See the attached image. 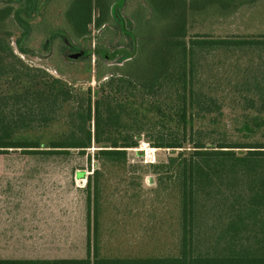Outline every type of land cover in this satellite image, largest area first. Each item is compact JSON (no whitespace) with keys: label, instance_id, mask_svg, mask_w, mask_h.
I'll return each mask as SVG.
<instances>
[{"label":"trees","instance_id":"obj_1","mask_svg":"<svg viewBox=\"0 0 264 264\" xmlns=\"http://www.w3.org/2000/svg\"><path fill=\"white\" fill-rule=\"evenodd\" d=\"M27 2V8L0 7V153L20 149L47 155L74 148L84 154L97 144L96 157L103 163H123L127 149L138 147L141 136L150 133L154 147L173 151L166 162L154 166L157 172L165 168L172 172L180 191L181 250L178 256H101L102 187L97 169L87 176L85 257L0 259V264H264V116L243 114L236 122L242 135L231 134L229 124L221 118L222 101L204 90L196 67L198 51L217 46H264V39L194 35L186 40L184 11L182 18L171 23H148L151 28L143 33L138 22L130 31L131 50L95 48L102 59L121 54L125 61L109 75L99 69L100 85L95 93L89 88L85 95L77 96L68 81L29 65L16 54L8 20L16 13L28 30L30 17L25 15L32 16L42 1ZM115 5L114 0H74L67 15L81 37L89 32L95 7L101 27ZM152 19L144 18L145 23ZM122 30L126 31L124 24ZM249 87L259 94L258 111H263L264 75L254 78ZM247 102L251 108L257 101L252 97ZM66 103L79 105L75 117H69V135L47 142L25 135L55 124L59 117L54 116ZM187 147L191 149L188 153Z\"/></svg>","mask_w":264,"mask_h":264},{"label":"rangeland","instance_id":"obj_2","mask_svg":"<svg viewBox=\"0 0 264 264\" xmlns=\"http://www.w3.org/2000/svg\"><path fill=\"white\" fill-rule=\"evenodd\" d=\"M41 1L39 10L32 16L25 15L30 17L26 18L28 30L21 26L16 13L12 14L8 20L10 41L22 60L65 79L77 96L85 95L89 88L95 93L100 85L99 69L109 75L125 61L126 56L121 54L102 59L95 48L102 46L109 52L131 50L130 31L138 22L143 33L150 25H159L158 21L171 23L184 11L186 40L194 35L208 39H264L259 19L264 0H114L110 18L101 27L96 21L98 8H94L89 32L81 37L67 15L74 0ZM6 4L15 8L29 6L27 0H0V7ZM145 17L153 19L145 23ZM122 24L128 32L122 30ZM196 57L199 83L222 101L221 118L229 124L231 134L241 136L237 119H243L246 113L264 116V110L258 111L259 94L249 90L254 78L264 75V46H217L198 51ZM252 97L257 106L249 108L247 100ZM78 106L64 104L54 116L59 117L55 124L25 135L42 138L43 142L69 135V117H75ZM153 139L145 132L138 147L127 149L123 163H103L96 157L97 144L84 154L74 148L47 155L20 149L0 153V259L85 257L87 176L97 169L102 187L98 227L101 256H178L180 191L172 172L166 168L157 172L154 166L166 162L173 151L154 147ZM190 150L187 147L185 152ZM82 171L83 176L79 175ZM94 225L92 216L93 232Z\"/></svg>","mask_w":264,"mask_h":264},{"label":"crops","instance_id":"obj_3","mask_svg":"<svg viewBox=\"0 0 264 264\" xmlns=\"http://www.w3.org/2000/svg\"><path fill=\"white\" fill-rule=\"evenodd\" d=\"M251 8H254L253 6L251 7ZM261 9L262 10H264V8L263 7H261ZM253 10V9H252ZM259 19H260V21H262V25H261V27H264V12H261L260 14H259ZM262 34H264V32L263 33H260V35H262ZM254 35H259V34H254Z\"/></svg>","mask_w":264,"mask_h":264}]
</instances>
